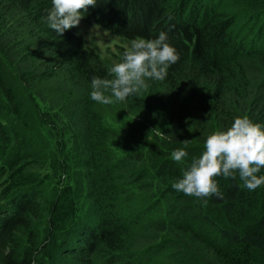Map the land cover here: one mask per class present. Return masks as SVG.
<instances>
[{"label": "trees", "instance_id": "16d2710c", "mask_svg": "<svg viewBox=\"0 0 264 264\" xmlns=\"http://www.w3.org/2000/svg\"><path fill=\"white\" fill-rule=\"evenodd\" d=\"M51 8L0 0V182L10 178L0 192L10 196L0 201V264H264V186L220 176L223 198L206 203L172 187L208 135L245 115L264 125V0L89 8L86 20L130 43L167 33L180 55L164 80L122 101L144 130L102 123L91 82L113 77L76 27H49ZM181 148L188 156L176 162ZM102 183L101 217L76 225L77 200L87 195L97 214ZM76 237L80 248L67 241Z\"/></svg>", "mask_w": 264, "mask_h": 264}, {"label": "clouds", "instance_id": "9594fccd", "mask_svg": "<svg viewBox=\"0 0 264 264\" xmlns=\"http://www.w3.org/2000/svg\"><path fill=\"white\" fill-rule=\"evenodd\" d=\"M97 3L98 0H52V8L47 15L49 27L63 35L67 30L78 27L85 18L84 14ZM179 59L177 49L168 43L165 32L155 39H134L123 53L122 61L109 69L112 79L93 77L91 99L102 105H111L146 92L150 87L148 81L164 80L169 67ZM171 156L174 161L183 162L188 152L181 148L174 150ZM262 169L264 125L245 115L235 118L227 130H216L208 135L201 156L191 161L182 178L172 187L206 203L212 196L223 198L217 177L235 179L238 174L243 187L255 191L264 186V175L259 174Z\"/></svg>", "mask_w": 264, "mask_h": 264}, {"label": "rangeland", "instance_id": "374dc122", "mask_svg": "<svg viewBox=\"0 0 264 264\" xmlns=\"http://www.w3.org/2000/svg\"><path fill=\"white\" fill-rule=\"evenodd\" d=\"M94 11V9L91 7V11ZM95 25H98L97 27H94ZM78 32H80L83 37L85 38L87 48L93 52L94 54H98L102 60L105 62V65L110 69L115 63H118L122 61L123 56L121 54L122 50H126L128 47H130L131 43L128 41H125L124 39H121L118 36H115L111 31L106 30V28L100 26L95 20H86L83 19L78 27H76ZM110 95V93H108ZM101 109V115L102 118H100L102 123H107L113 127H135V128H142L144 130V123L145 120L140 119L136 115H134L131 111H129L128 107L126 108L123 104V102H116L111 105H102L100 106ZM128 110V111H126ZM129 131L131 129H128ZM95 147L98 149L100 148L99 144H95ZM108 160L103 159L102 165H107ZM74 171H70V175H72ZM96 175L101 176V173L99 170L94 171ZM99 173V174H98ZM66 175V176H70ZM6 182L10 181V178L7 180L5 178ZM4 180V181H5ZM74 180V178H73ZM4 181L0 182V192H2V188L4 187L5 183ZM103 184V183H102ZM52 186H48L47 190L52 192L53 189ZM12 193V192H11ZM88 194V192H87ZM0 194V201L4 198H9L10 196L7 194L5 197ZM100 200L96 202L97 204V214L92 209V201L89 200L87 195L83 196L82 199L77 200L78 207L75 209L77 211L78 217L76 220V225H89L97 221L99 217H101L102 212L104 208L107 207V201L109 198V194L106 192V184H103L101 186V190L99 193ZM114 199L116 201V204L118 206L121 205L122 198L120 195L116 194L114 196ZM3 203H0V205ZM110 212V210H108ZM6 214H3L5 216ZM73 224V221L70 222V225ZM69 225V226H70ZM98 228H96V231ZM69 244H72V242H78V245L81 243V239L79 237L71 238L70 240H67ZM73 245V244H72ZM54 251L58 252L57 249L59 246L58 244L54 245ZM69 247V246H68ZM80 248V245L78 246ZM78 248V249H79ZM46 260L51 261L52 258L45 257ZM104 259L102 261H98L99 264H105Z\"/></svg>", "mask_w": 264, "mask_h": 264}]
</instances>
